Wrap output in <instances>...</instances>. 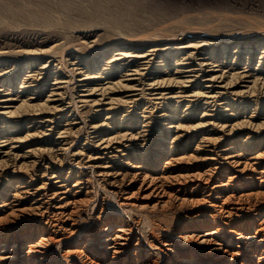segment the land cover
<instances>
[{
    "label": "bare ground",
    "instance_id": "obj_1",
    "mask_svg": "<svg viewBox=\"0 0 264 264\" xmlns=\"http://www.w3.org/2000/svg\"><path fill=\"white\" fill-rule=\"evenodd\" d=\"M194 13L2 38L0 264H264V20Z\"/></svg>",
    "mask_w": 264,
    "mask_h": 264
},
{
    "label": "rangeland",
    "instance_id": "obj_2",
    "mask_svg": "<svg viewBox=\"0 0 264 264\" xmlns=\"http://www.w3.org/2000/svg\"><path fill=\"white\" fill-rule=\"evenodd\" d=\"M34 1H36L35 2V5L33 6V2ZM27 0V1H25V0H22V3H21V0L19 1V0H0V3L1 2H3V3H1L4 7H2V5L0 4V17H1V19H3L2 20V22L3 23H1L0 22V31L1 32H3V33H0L1 35H0V44H1V41H2V38L4 39L5 37L4 36H8V35H10L11 36V33L13 34L14 32H17V33H21L22 34V32H24L25 30H27V31H25L23 34H22V36H26V37H28V35L29 36H31V37H29V38H33V37H37V36H39V35H41L40 33H38V31L40 32V31H42L44 28H45V30H43V31H45V33L47 34L48 32L50 33L51 31V33H62V35L63 34H65V35H69L70 33H72L73 31H75L77 28H76V26L77 25H79V24H77V23H80L81 25H79V27H83V25H84V28L83 29H85V27H86V30H88V29H94V30H98V32L99 33H101V32H103V31H105L106 33L104 34V32L102 33L103 34V36H109V35H112V34H115V32H116V28L115 29H113L112 30V28L113 27H117V28H119V29H117V33H118V31L120 30V29H123L122 27H126L125 29H123V31H119L120 33H122V34H128L129 36H141L142 34H144L145 32L146 33H148L147 35H146V33L144 34V35H142V36H149V35H155V34H157V35H159V34H161V33H159V32H162L161 31V28L163 27V25H165V24H167V23H169V22H173V21H175L176 19L178 20V17H180V15H181V17H180V19H182L183 17H185V16H188V15H192L193 13H194V11L196 10V13L198 12V13H204L205 11H211V13H213V11L214 10H219V11H214V13L216 12V13H218V12H221L222 14H224L225 12V14H228V16H230V13L232 14V15H234V14H236V15H238V16H243L244 14V16H246V14H248L247 16H257V18H259V17H261V19L262 20H264V0H58V1H60L59 3H58V1L57 0H53V1H51L50 2V0H40L41 1V3H40V1H38V0ZM49 1V2H48ZM148 1V2H147ZM151 1V2H150ZM197 1V2H196ZM201 1H203V2H205L204 4H203V2H201ZM5 2V3H4ZM20 2V3H19ZM26 2H28V4L26 3ZM38 2H39V5H37L38 4ZM52 2L53 3H55V2H57L58 4H57V6H59L60 7V9L57 7V6H55L54 7V5L56 4H52ZM63 2V3H62ZM143 2V3H142ZM258 2V3H257ZM17 4V5H14L15 6V8H13L14 6H13V4ZM50 3V4H49ZM60 3H61V5L62 6H60ZM141 3V4H140ZM147 3V4H146ZM187 3H188V5L189 6H191V5H193V6H191V8H189L188 6H187ZM190 3H192V4H190ZM196 3H197V5H198V7H196L195 5H196ZM18 4H22V5H18ZM26 6H31V9L30 10H28L30 7H26ZM40 4H42L41 6H40ZM64 4V5H63ZM153 4V5H152ZM155 4V5H154ZM157 4V5H156ZM171 4V5H170ZM206 4V5H205ZM260 4V5H259ZM8 5H11V6H13V7H7ZM25 7H24V6ZM52 5V6H51ZM81 5L82 7V9H80V7L79 6ZM200 5V6H199ZM202 5H203V8L205 9V10H203V8H202ZM206 7H205V6ZM252 5V6H251ZM18 6H19V10H22L23 12H25L24 10L26 9V11H29V14H30V17H28V16H24V18H26V20H24V18H23V14L24 15H26V13L27 12H25V13H18L17 15L18 16H16V13H14V16H13V14L11 13V12H9V11H11V10H14V9H18ZM21 6H23V8H25V9H23V8H21ZM39 6H40V8H39ZM49 6V7H48ZM64 6V7H63ZM78 6V7H77ZM182 7L183 6V9L181 10V8L180 7ZM32 7H33V9H32ZM35 7V8H34ZM73 7V8H72ZM75 7V8H74ZM84 7V8H83ZM98 7V8H97ZM99 7H100V10H97V9H99ZM104 7H105V9H104ZM179 7V8H178ZM253 7H257V8H253ZM4 8V9H3ZM13 8V9H12ZM37 8V9H36ZM47 8L49 9L50 8V10H47ZM51 8L53 9L52 10V12H48V11H51ZM58 8V9H57ZM65 10H64V9ZM77 8V10H75ZM78 8H79V10H78ZM86 8V9H85ZM91 11V9H93L91 12L92 13H94L95 12V14H97V15H93L91 12H90V14H88L86 11L88 10V9ZM91 8V9H90ZM102 8L104 9V12H103V10H102ZM108 8V9H107ZM109 8H112V9H109ZM113 8H114V12H115V14H114V12H113ZM116 8L118 9V11H116ZM185 8V9H184ZM189 8V9H188ZM194 10H193V9ZM36 9V10H35ZM39 9H41L40 11H37V10H39ZM96 9V10H95ZM107 9V11H105ZM192 9V10H191ZM3 10V11H2ZM7 11V13H6V11ZM34 10V12L36 11V13L38 12V13H45L46 12V14H45V16H46V18L44 19L43 18V16H41L40 14H38V17H37V14H35L34 12H32V11ZM67 10V11H66ZM82 10H84L85 11V14H84V11H82ZM88 10V11H89ZM102 10V11H101ZM112 11V12H109V11ZM189 10L190 11H193L192 13L190 12L189 13ZM198 10V11H197ZM201 10V11H200ZM204 12H203V11ZM30 11L32 12V13H30ZM43 11V12H42ZM69 11V12H68ZM179 12V13H177V12ZM181 11L182 12H184L185 13V15H184V13L182 14L181 13ZM185 11H187V12H185ZM200 11V12H199ZM1 12H2V14L4 13V16L1 14ZM101 12V14H102V12H103V14H105V15H101V14H99ZM109 12V14H107V13ZM120 12H122V14L120 13ZM169 12H170V14H169ZM173 12V13H172ZM230 12V13H229ZM5 13H6V15L9 13V16H5ZM12 15H11V14ZM113 13V14H112ZM124 13H126V14H124ZM181 13V14H180ZM187 13V14H186ZM197 13V14H198ZM213 13V14H214ZM19 14H21V15H19ZM28 14V13H27ZM28 14V15H29ZM33 14H35L34 15V17L32 16ZM53 14V15H52ZM110 14H111V16H113V17H110ZM117 14V15H116ZM121 15V17H122V15L124 14V18H125V20H123L124 18L122 17V19H121V17H119L120 15ZM172 14V15H171ZM195 14V13H194ZM220 14V13H219ZM224 14V15H225ZM240 14V15H239ZM250 14V15H249ZM252 14V15H251ZM39 15L41 16V17H39ZM44 15V14H43ZM57 15H59V17H54V16H57ZM63 15H65V17L63 18ZM69 15V18H71V15H74L75 16V18H74V16L72 17V18H74V19H72L71 18V22L69 21V18L67 17V16ZM89 15V16H88ZM91 15V16H90ZM101 15V16H100ZM109 15V16H108ZM116 15V16H115ZM126 15V16H125ZM167 15V16H166ZM221 15V14H220ZM235 15V16H236ZM11 16H13V17H11ZM18 17V18H16V17ZM31 16H32V18H31ZM51 16V17H50ZM52 16L54 17L53 19H55L54 21H53V19H52ZM60 16H62V17H60ZM78 16V18H76ZM96 17V20H94L95 19V17ZM99 16V17H98ZM104 16H105V18L106 17H108L107 19H105L106 20V22H105V20H104ZM119 17V20L118 19H113L114 17L115 18H118ZM128 16V17H127ZM130 16V17H129ZM131 16H132V18H131ZM134 16V17H133ZM138 16H139V18L140 19H142L143 21H141L139 18H138ZM177 16V18L174 20V18ZM3 17V18H2ZM5 17V18H4ZM6 17H8V18H6ZM37 17V18H36ZM48 17H50V19H52V21L53 22H55L56 23V25H55V23H53V22H51L52 23V25H51V23H50V19L48 18ZM68 19H67V18ZM94 17V19H91V18H93ZM101 17H103V18H101ZM126 17L128 18V19H126ZM162 17H164L163 19H161ZM11 18V19H10ZM16 18V21L15 20H13V19H15ZM23 18V19H22ZM31 20H30V19ZM33 18H35V22L36 21H38L39 19V22L40 23H38L37 22V24L35 23L34 24V20H32ZM48 18V19H47ZM61 18V19H60ZM98 18H100V19H98ZM109 18H112V19H109ZM131 18V19H130ZM168 18H169V22H168ZM171 18H173V21L171 20ZM1 19H0V21H1ZM10 22H8L7 20ZM19 19V20H18ZM29 19V20H28ZM43 19V20H42ZM57 19V20H56ZM59 19V20H58ZM102 19V20H101ZM108 19H109V21H108ZM133 19H135V20H133ZM162 21H160V20ZM11 20H13L14 21V23H13V21H11ZM63 20H66L65 21V23H62V21ZM69 22H68V21ZM103 21L104 23H110L109 25H110V27L111 28H109L110 29V31H109V29H108V27H107V25L106 24H104L103 22H101V21ZM111 20V21H110ZM131 22H130V21ZM8 23H6V22ZM21 21V22H20ZM22 21H25L24 22V24H23V22ZM45 21L49 24L50 23V26L47 24V23H45ZM49 21V22H48ZM74 21V22H73ZM99 21L102 23H99ZM117 21V22H116ZM127 21V22H126ZM134 21V22H133ZM157 21V22H156ZM13 24H12V23ZM18 24H17V23ZM32 22V24H30ZM43 22V23H42ZM59 22V23H58ZM64 22V21H63ZM73 22V23H72ZM76 22V23H75ZM98 22V23H97ZM112 22V23H111ZM113 22H115L117 25H119V27L118 26H116L115 25V23H113ZM130 22V23H129ZM15 23H16V25H18L19 26V29H18V26H16L15 25ZM27 23V24H26ZM61 23V24H60ZM71 23V24H70ZM94 23H96V25H98V26H96V25H94ZM155 23V24H154ZM160 24L161 23V25L162 26H160L159 27V25H157V24ZM5 24V25H4ZM23 25L24 26V28H23V26H21V25ZM33 24H34V26H33ZM43 24H46V25H43ZM67 24H69V26L67 25ZM74 24H75V26H74ZM93 24V25H92ZM105 26H104V25ZM112 24L114 25V26H112ZM142 26H141V25ZM156 25L155 26V28H154V26H151V25ZM8 25H10V26H12L13 28L11 29V27L10 26H8ZM25 25L27 26V28L25 27ZM40 25H41V27H40ZM48 25V26H47ZM91 25V26H90ZM100 25V26H99ZM108 25V26H109ZM125 25V26H124ZM136 25V26H135ZM137 25H138V27L143 31L144 30V33H142V32H140L141 30L137 27ZM5 26V27H4ZM8 26V27H7ZM21 26V27H20ZM44 26H46V27H44ZM57 26V27H56ZM65 28H64V27ZM72 26V27H71ZM88 26H90L89 28H88ZM93 26V27H92ZM128 26V27H127ZM141 26V27H140ZM17 27V28H16ZM29 27V28H28ZM31 27V28H30ZM32 27H33V29L35 30H33L32 31ZM40 27V28H39ZM42 27H44V28H42ZM50 27H52V29H50ZM55 27V28H54ZM73 27H75V28H73ZM78 27V26H77ZM99 27V28H98ZM106 27V28H105ZM131 27V28H130ZM137 27V28H136ZM144 29H143V28ZM37 30H36V29ZM49 28V29H48ZM96 28H98V29H96ZM130 28V29H129ZM146 28H148V29H150L149 31H150V33H149V31H148V29L147 30H145ZM152 28H154V31L152 30ZM158 28V29H157ZM6 29V30H5ZM13 29H15V31L13 30ZM17 29V30H16ZM40 29H42V30H40ZM59 31H57V30ZM62 29H66V31L64 32V30L62 31ZM73 29H75V30H72ZM80 29V28H79ZM155 29H157V30H155ZM13 30V31H12ZM28 30H30V32H32V35L31 34H28L29 33V31ZM46 30H48V31H46ZM51 30V31H50ZM70 30V31H69ZM78 30V29H77ZM107 30V31H106ZM112 30V31H111ZM134 32H133V31ZM4 31H6V33L4 32ZM11 31V32H10ZM20 31V32H19ZM37 31V32H36ZM54 31V32H53ZM125 31V32H124ZM126 31H127V33H126ZM136 31H137V34H136ZM138 31H139V33H138ZM156 31V32H155ZM157 31H159V32H157ZM7 32H8V34H7ZM64 32V33H63ZM129 32V33H128ZM35 35H34V34ZM39 35H38V34ZM69 33V34H68ZM108 33H110V34H108ZM112 33V34H111ZM130 33H131V35H130ZM135 35H134V34ZM141 33V34H140ZM133 34V35H132ZM139 34V35H138ZM33 36V37H32ZM43 36V35H42Z\"/></svg>",
    "mask_w": 264,
    "mask_h": 264
}]
</instances>
